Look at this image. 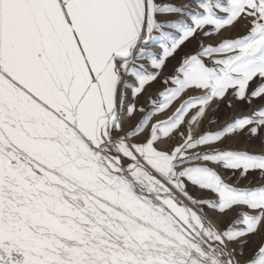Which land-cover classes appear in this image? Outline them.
Masks as SVG:
<instances>
[{
  "label": "snow or ice",
  "instance_id": "obj_1",
  "mask_svg": "<svg viewBox=\"0 0 264 264\" xmlns=\"http://www.w3.org/2000/svg\"><path fill=\"white\" fill-rule=\"evenodd\" d=\"M254 101L264 0H0V264H264Z\"/></svg>",
  "mask_w": 264,
  "mask_h": 264
},
{
  "label": "rangeland",
  "instance_id": "obj_2",
  "mask_svg": "<svg viewBox=\"0 0 264 264\" xmlns=\"http://www.w3.org/2000/svg\"><path fill=\"white\" fill-rule=\"evenodd\" d=\"M223 35L228 36L229 33H224ZM232 36L236 35V32H232L231 33ZM205 43H208L207 40H205ZM193 47V45H189V49H191ZM187 51V49H186ZM160 85H154V89L159 88ZM255 87V84H251L249 86L248 91L251 92V90ZM149 94L151 95H155V91L154 90H149V92H146L144 94V96H148ZM144 97H141V99L139 101H137V104L142 103L143 102ZM262 101H254L252 104H247V103H235L233 105V107L231 109L227 108L224 104H220L218 106V108L213 111L212 108L208 109L207 114L203 117V121L199 126H194V131L196 135H199L202 131L210 129L212 131L218 130L220 128H222L225 124H227L229 121H231L234 117H238L241 115H246V114H250L254 109L259 108L262 103ZM264 102V101H263ZM178 106L175 105L172 109H169L167 111H165L163 114L157 115L156 117H154V121H163L166 120L168 117H170L173 112H174V108ZM136 119V117L133 118V121ZM215 121V123H209V121ZM133 121H128L126 122V126H130L131 123H133ZM171 143H178L179 141H170ZM164 145H158V147H163ZM252 151H260V145H259V141L255 142V144L253 145ZM127 163V161H125V164ZM189 191L194 195V196H198L199 192L194 191L193 189L189 188ZM209 215H211V213H209ZM216 226H218L217 222H216ZM259 239V237H258Z\"/></svg>",
  "mask_w": 264,
  "mask_h": 264
},
{
  "label": "crops",
  "instance_id": "obj_3",
  "mask_svg": "<svg viewBox=\"0 0 264 264\" xmlns=\"http://www.w3.org/2000/svg\"><path fill=\"white\" fill-rule=\"evenodd\" d=\"M261 103L264 104L263 101H262ZM227 219H230V217L227 218ZM216 222H217V224H218L219 227H222V226H223V223L221 222V220H220L219 218L217 219ZM257 241H258V237H256V236L252 237L251 240H250V245H249V247L254 246V244H255Z\"/></svg>",
  "mask_w": 264,
  "mask_h": 264
}]
</instances>
